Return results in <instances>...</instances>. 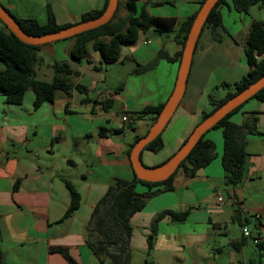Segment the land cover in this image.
Returning <instances> with one entry per match:
<instances>
[{"label": "crops", "instance_id": "crops-1", "mask_svg": "<svg viewBox=\"0 0 264 264\" xmlns=\"http://www.w3.org/2000/svg\"><path fill=\"white\" fill-rule=\"evenodd\" d=\"M172 1L139 0L138 5L146 3L147 12L152 16L175 17L180 22L179 17L183 20L196 11L200 0H183L179 15L165 8ZM103 2L0 0L17 18L44 24L49 11L60 25L78 23L82 14L100 9ZM155 8L162 11L153 13ZM219 12L221 24L215 27L219 40L213 38L210 26L202 28L183 96L161 133L162 148L155 153L143 151L141 154V162L147 167L159 166L179 149L202 114L210 109L208 94H212L213 89L217 92L214 98L220 100L226 91H220L219 85H231L249 71L244 48L251 22H264V5L253 6L244 14L228 2L219 7ZM148 29L140 34L136 43L122 48L120 59L113 63L119 65L131 59L136 63L132 71L136 77L139 73L135 71L140 66L152 63V67L140 74L144 81L141 88L132 83V87L118 86V93L114 92L116 88L98 91L97 76L105 64L93 51L92 43L86 44L89 63H75L70 56L74 42L63 40L41 46L36 77L49 81L52 64L66 62L79 72L77 77L70 78V83L85 86L90 101L82 102L85 95L73 89L70 97L57 92L52 102L33 109L34 95L30 90L17 106L6 104L0 94L1 264H99L85 245V226L108 187L116 179L133 178L126 151L134 136L145 135L152 124V116L132 121L125 112L164 104L176 80L179 62L167 58L176 56L181 48L176 41L178 28L173 35L155 34L150 28L151 34ZM44 59L49 61L46 65ZM42 63L48 76L40 73ZM93 66L99 67V71ZM150 72L155 73V77ZM145 80L148 81L145 83ZM91 92L95 93L94 97ZM104 99L112 100L107 111L99 104ZM249 117L256 118L260 132L245 139L247 161L241 185L244 187L250 182L246 192L251 198L249 207H242L243 189L223 185L222 136L220 130H210L205 139L214 144L211 162L197 170L193 177L178 170L170 182L171 191L152 197L131 217V264H135L134 258L140 254L150 257L148 262L152 264H246L243 247L247 240L242 235L237 238L228 234L233 222L238 223L240 234L242 227L251 224V234L264 243V102L247 100L230 117V122L241 125ZM129 122L134 131H130L129 140L119 142L123 131L117 133V130ZM56 137L59 139L53 141ZM94 163L100 164L95 171L103 169L106 175L95 176ZM63 180L70 182L80 196L79 207L68 217H63L70 201ZM163 188L158 186L151 190ZM148 190L145 186H136L139 193ZM186 210L189 214L183 222H171L168 218L159 221L153 247L147 252L146 239L154 218L163 211ZM256 215L258 218L254 217ZM219 236L223 238L217 241ZM262 251L264 249L258 250L260 254ZM146 261L143 259L142 264ZM250 262L248 264H252Z\"/></svg>", "mask_w": 264, "mask_h": 264}, {"label": "trees", "instance_id": "trees-1", "mask_svg": "<svg viewBox=\"0 0 264 264\" xmlns=\"http://www.w3.org/2000/svg\"><path fill=\"white\" fill-rule=\"evenodd\" d=\"M138 1L126 0L123 5L126 14L123 17H119L117 13L121 4L118 0L115 13L106 24L55 42L63 40H72L74 42L70 56L75 63L81 61L89 63L86 44L91 42L93 51L100 55L103 63L113 64L120 59L122 48L136 43L140 34L146 29L151 28L155 34H162L171 31L177 25L179 36L176 38V41L180 44L181 48L176 56L167 59L179 62L187 32L196 12L204 0L198 2V7L192 15L184 18L180 22L175 17L152 16L147 12V4L138 5ZM228 2L231 3L237 12L244 14H247L253 6L264 5V0H218L209 12L203 25V27L206 25L211 27L215 40H219L215 33V27L221 24L219 7L223 4H228ZM106 5L107 0H104L100 9L82 14L79 22L100 16L105 10ZM155 5L159 6L160 3H155ZM6 10L14 18L21 30L31 36L50 34L72 25L57 24L49 11L46 22L39 24L33 19L17 18L8 9ZM41 46L43 45L34 46L20 42L0 21V63L2 64V69H0V94L4 102L8 105H21L25 93L30 90L34 95L32 107L33 109H37L45 102H52L57 92H62L66 97H70L73 89L85 95L82 102L90 101L87 97V88L85 86L81 84L72 86L70 83V78L77 77L79 72L73 70L66 62H54L52 64V78L49 81L37 79L36 66L40 62L38 52ZM244 55L249 66L247 75L231 85L227 83L220 84L219 87L226 91L225 96L220 100H216L212 94H208L210 109L202 114L200 122L228 99L264 75V22L260 20H253L251 22L244 48ZM152 66L153 64L151 63L146 66H140L138 69H140V72H145ZM92 68L96 71L100 69L97 66H93ZM118 91H120V88L114 90L115 93H118ZM250 99H257L258 101L264 102V87ZM99 104L103 111H107L111 107L112 100L104 99ZM243 104L228 113L210 129L220 130L221 132L223 185L229 188H235L243 182L247 161V154L244 150L246 137L260 134L257 129V120L254 117L246 118L241 125L230 122V117L238 112ZM163 105L145 106L140 111L125 113L130 115L132 121L152 116L153 123ZM124 128L134 131L132 123L129 122L123 124L117 130V133L122 132ZM161 133L148 143L142 152L152 151L155 153L159 151L162 148ZM206 133L202 135L191 152L179 164L176 171L166 180L154 183L145 182L137 179L131 169L133 174L131 180L128 181L119 178L108 187L106 193L95 204L85 226V245L99 264H131V217L136 212L142 210L147 201L152 197L164 191H171L170 182L178 170L183 171L187 177H193L197 170L206 167L211 162L214 157V144L212 141L205 139ZM139 138L140 136H134L126 151L128 161L130 149ZM58 139L59 137H56L53 141ZM142 152L140 153V160ZM63 182L70 196L68 208L63 216L68 217L79 207L80 196L70 182L67 180H63ZM137 185L145 186L149 190L144 193H139L136 191ZM158 186H164V188L162 190H151V188ZM188 214L189 210L183 212L163 211L158 214L153 220L150 233L146 239L147 252L153 247L159 221L168 218L171 222L180 223L185 221ZM257 246L260 250L264 249V243H259ZM62 254L67 259L63 252ZM145 264L152 263L146 261Z\"/></svg>", "mask_w": 264, "mask_h": 264}, {"label": "water", "instance_id": "water-1", "mask_svg": "<svg viewBox=\"0 0 264 264\" xmlns=\"http://www.w3.org/2000/svg\"><path fill=\"white\" fill-rule=\"evenodd\" d=\"M117 2L118 0H107V5L103 13L94 19L78 22L62 28L59 31L41 36H31L24 33L14 18L1 4L0 21L20 42L34 46L44 45L78 35L106 24L116 11ZM217 2L218 0H204L196 12L182 47L173 90L164 103L161 111L158 113L156 120L147 130L146 134L141 136L130 149L128 156L130 167L135 177L139 180L154 183L161 182L169 178L176 171L179 164L191 152L202 135L210 130L228 113L252 98L256 92L264 87L263 75L258 80L251 83L245 89L224 102L214 112L199 122L179 149L161 165L156 167H147L141 162L140 153L143 148L163 131L183 96L197 39L209 12Z\"/></svg>", "mask_w": 264, "mask_h": 264}, {"label": "rangeland", "instance_id": "rangeland-1", "mask_svg": "<svg viewBox=\"0 0 264 264\" xmlns=\"http://www.w3.org/2000/svg\"><path fill=\"white\" fill-rule=\"evenodd\" d=\"M125 1L126 0H119V2L121 4L119 11L117 13V16H119V17H123L126 14L125 9L123 7ZM168 6L169 7H165V8L169 9L172 13L179 15L182 11V8H183V0H174V1L170 2L168 4ZM152 11H153V13H159L160 11H162V9L161 8H155V9H152ZM179 21H182V17H179ZM177 28H178V26L176 25L171 31L166 32L165 34L173 35L176 32ZM148 30H150L149 32L152 34L151 29L149 28ZM89 48H91V47H89ZM126 50L127 49L125 48L124 52H127ZM91 51H92V49H91ZM97 56L100 57V55H98V53H97ZM91 59L95 60L94 57H92ZM130 60L129 59L123 60V62L119 63V65H115V64L102 65L101 71H100L101 74L100 75L98 74V76H97V90L103 91L105 88L114 90L118 86L121 87V86H125V85H127V86L130 85V87H132V85H131L132 83H134L136 88H141L144 85V81L141 78L143 75H140L142 72H140V69H137L135 72L139 73L138 74L139 77H136L134 75V72H132L133 69L136 67V63L134 61H130ZM47 61L48 60L43 61V62H45L44 65H46V63L49 62V61L48 62ZM44 65H43V63L40 64V73H45V76H48L47 69L44 67ZM96 65H98V64L96 63ZM150 74H151V76L155 77V73L150 72ZM147 81L148 80H145V83ZM220 91H224V89L220 88ZM212 95H213V97H214V95L217 96V92L214 91V89L212 90ZM94 96H95V93L91 92V97H94ZM119 112H121V111H119ZM119 117H121L120 114H119ZM130 135H131L130 130L127 128H124L123 132L121 134H119V142H121L122 140L123 141L129 140ZM97 164L100 165L99 163H94V165H92L93 170L95 172L94 175L95 176L104 175V174L106 175V173H104L103 169L100 170V168L99 169L97 168V170L95 171V168L98 167ZM241 184L238 186V188L243 189V191L245 192V194H244L245 196H243L245 198V200L242 203V207L243 206L249 207V205L251 203V198L246 194V192L249 191L248 186H249L250 182L246 186L244 185V187H242L243 184L242 185ZM229 227H230L229 228L230 231L228 234L230 236L239 238L242 235V233L240 234L238 223L233 222L232 224H230ZM247 229L251 232L253 230V226H251V224H248ZM222 236H224V235L222 234ZM222 236L216 237V240L217 241L221 240L223 238ZM246 240H247L246 244L243 247V256H244L245 263L248 264L251 261L250 263H252V264H264V251H262L260 254L258 252V250H259L258 247H256L252 243L251 238H247ZM143 259H147V261L151 260L150 257L146 256V254H140L138 256H135L134 263L135 264H142Z\"/></svg>", "mask_w": 264, "mask_h": 264}, {"label": "built area", "instance_id": "built-area-1", "mask_svg": "<svg viewBox=\"0 0 264 264\" xmlns=\"http://www.w3.org/2000/svg\"><path fill=\"white\" fill-rule=\"evenodd\" d=\"M217 200H219V198H217ZM255 218H258V216H254ZM241 233H242V237L243 238H251L253 244L258 245L260 243V240L258 239V237H255L251 234V232L247 229L246 226L241 228Z\"/></svg>", "mask_w": 264, "mask_h": 264}]
</instances>
